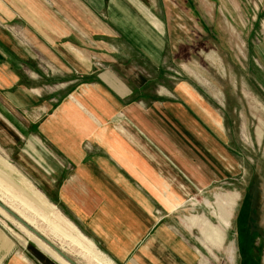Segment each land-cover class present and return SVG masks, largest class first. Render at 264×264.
<instances>
[{"label":"crops","instance_id":"1","mask_svg":"<svg viewBox=\"0 0 264 264\" xmlns=\"http://www.w3.org/2000/svg\"><path fill=\"white\" fill-rule=\"evenodd\" d=\"M43 3L0 0L6 12L0 16V133L10 135L11 153L25 159L42 192L19 173L115 264H200L178 211L182 196L209 186L211 130L199 113L210 117L195 105L193 87L162 76L155 54L165 44L164 30L149 29L144 20L153 39L142 35L141 41L154 52L126 38L138 49L128 50L130 58L111 47L108 53L120 58L105 60L100 71L99 62L91 63L82 73L64 65L66 49L79 61L82 54L76 44L65 45L69 34ZM34 32L54 43L35 44ZM50 47L63 59L48 71L38 54L53 52ZM139 52L155 66L153 77H146L148 62ZM0 250L11 251L1 235ZM19 252L5 264H60L34 243Z\"/></svg>","mask_w":264,"mask_h":264},{"label":"rangeland","instance_id":"2","mask_svg":"<svg viewBox=\"0 0 264 264\" xmlns=\"http://www.w3.org/2000/svg\"><path fill=\"white\" fill-rule=\"evenodd\" d=\"M43 2L42 8L58 18L59 26L69 34L65 45L76 44L82 54L79 61L66 49L64 65L79 66L82 73L91 63L99 62L100 71L105 60L114 55L120 58L121 53H108L111 47L123 50L130 58L128 50L134 47L125 43L126 38L136 47H145L148 55L154 52L153 47L141 41L142 35L153 39L144 20L149 29L164 30L165 44L160 52L155 51L162 76L193 87L199 102L195 105L208 112L210 122L201 113L200 118L211 130L209 186L181 197L178 223L184 217L191 228L187 239L201 254L200 264H241L244 259L239 251L248 252L250 240L256 261L264 264V0ZM1 12H5L4 7H0V16ZM34 33L35 44L54 43L52 36ZM20 38L25 42L24 37ZM154 39L157 41V37ZM50 50L53 51L51 47ZM137 54L152 66L146 62V77H153L156 69L149 56ZM58 55L56 51L38 54L48 71L63 59ZM150 55L153 61L154 55ZM9 139L8 133H0V156L42 192L28 173L25 159L17 158L16 150L11 153ZM8 200L7 206L32 219L39 233L58 245L63 243L64 250L78 264H94L75 247L60 241L19 204ZM0 235L11 247L7 254L0 250V264H5L11 253L22 256L19 249L24 243L33 244L1 215Z\"/></svg>","mask_w":264,"mask_h":264},{"label":"bare ground","instance_id":"3","mask_svg":"<svg viewBox=\"0 0 264 264\" xmlns=\"http://www.w3.org/2000/svg\"><path fill=\"white\" fill-rule=\"evenodd\" d=\"M8 199L19 204L23 209L31 214L34 219L38 220L45 227H47L55 237H57L60 241L75 247L78 251L89 257L94 264H115L107 256L95 248V246L80 233V231L60 212V210L51 204L41 192L35 189L13 165L0 156V202L17 214L29 226L32 228L34 226V229L37 231L32 219L24 217L14 209L7 206L6 203H8ZM0 215L11 224L15 225L17 229L26 235L29 241L33 242L38 248L48 254L50 258L52 257L60 264H68L51 248H49L48 245L29 232L25 227L16 222L1 209ZM59 246H62L61 248L64 249L63 243Z\"/></svg>","mask_w":264,"mask_h":264},{"label":"water","instance_id":"4","mask_svg":"<svg viewBox=\"0 0 264 264\" xmlns=\"http://www.w3.org/2000/svg\"><path fill=\"white\" fill-rule=\"evenodd\" d=\"M0 209L3 210L6 214H8L10 217H12L16 222L21 224L23 227H25L29 232H31L33 235H35L37 238H39L41 241H43L46 245L49 246L60 258H62L64 261H66L68 264H78L77 261L73 260L67 252L62 249L58 244L55 242L49 240L48 238L41 235L39 232H37L34 228L29 226L25 221H23L17 214H15L13 211H11L9 208H7L4 204L0 202Z\"/></svg>","mask_w":264,"mask_h":264},{"label":"flooded vegetation","instance_id":"5","mask_svg":"<svg viewBox=\"0 0 264 264\" xmlns=\"http://www.w3.org/2000/svg\"><path fill=\"white\" fill-rule=\"evenodd\" d=\"M249 206H250V204H249ZM252 212H253V209H252ZM251 217V223H254V217L251 215L250 216ZM251 234V231L248 233V235H250ZM240 244H241V241H240V236H239V241H238V245L240 246ZM254 251H255V248H253V243H252V241L250 240V248H249V250H248V252H246L245 254H243V252H242V250H240L239 252H240V256H241V258H243L244 260L241 262V264H259L260 262H257L256 261V259H255V257H254Z\"/></svg>","mask_w":264,"mask_h":264}]
</instances>
